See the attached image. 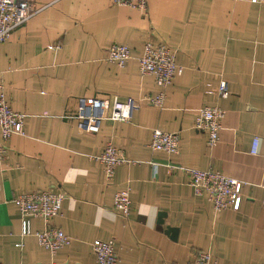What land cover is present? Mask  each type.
<instances>
[{"label": "crops", "instance_id": "0c3cea01", "mask_svg": "<svg viewBox=\"0 0 264 264\" xmlns=\"http://www.w3.org/2000/svg\"><path fill=\"white\" fill-rule=\"evenodd\" d=\"M33 1L37 12L0 43L6 97L26 114L25 134L7 141L0 160V262L99 264L90 243L112 239L117 264H186L197 251L210 252L217 264H263L264 1L147 0L145 13L113 0ZM146 41L175 48L183 68L164 89L162 108L142 101L162 91L138 68ZM112 43L130 49L124 66L106 59ZM79 97L141 103L130 120L105 119L96 133H82L72 118ZM204 106L224 111L213 146L194 127ZM154 129L178 133V153L151 149ZM254 137L257 154L250 152ZM107 144L128 160L110 180L91 157ZM181 166L241 181L239 209L216 212ZM45 189L64 195L49 223L71 238L55 253L21 235L12 201ZM122 189L129 190L127 216L113 206ZM30 222L34 231L45 227L40 218Z\"/></svg>", "mask_w": 264, "mask_h": 264}, {"label": "built area", "instance_id": "2783aa9c", "mask_svg": "<svg viewBox=\"0 0 264 264\" xmlns=\"http://www.w3.org/2000/svg\"><path fill=\"white\" fill-rule=\"evenodd\" d=\"M115 4L127 6L142 11L147 10V0H113ZM260 3L264 0H250ZM37 12L33 0H0V43L8 40L11 32L25 23ZM177 50L162 41H146L142 52L137 58L138 68L142 75H152L156 84L162 89L157 95L142 99L146 103L162 108L165 100L164 89L167 88L175 74L183 68L176 64ZM131 58L130 49L125 44L112 43L107 48L106 59L118 66H124ZM220 97L225 98L229 92L225 81H221L217 88ZM141 100L127 97L120 101L116 97H79L76 113L72 117L77 128L82 133H96L102 121H128L134 111L140 107ZM224 111L216 106H204L197 111L194 127L207 134L209 146L215 145L222 127L221 119ZM26 114L14 111L6 97L5 86L0 73V160L7 157V141L13 135H24ZM180 137L176 132L154 129L149 146L153 150H160L170 154L179 151ZM259 138L254 137L250 152L258 153ZM264 156V149L262 151ZM102 163L106 179L113 177L114 169L121 163L128 162L123 153L115 146L107 144L97 155H91ZM181 170L188 176L189 183L196 194H204L212 202L214 210L222 211L228 208L238 210L241 202L242 182L232 179L214 170H201L193 167L181 166ZM64 195L45 189L37 192H22L12 197V201L20 213L21 235H34L41 246L55 253L58 249L68 246L71 238L62 229L50 225L51 219L59 214ZM129 190H118L113 199V206L120 215L127 216L130 210ZM40 218L45 227L34 231L30 219ZM91 250L99 264H117L118 256L115 251L114 240L94 239ZM0 264H3L0 262ZM56 264V263H52ZM65 264V263H64ZM67 264V263H66ZM186 264H217L216 258L208 251H197ZM264 264V263H263Z\"/></svg>", "mask_w": 264, "mask_h": 264}]
</instances>
